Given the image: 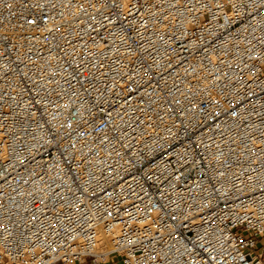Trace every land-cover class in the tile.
I'll list each match as a JSON object with an SVG mask.
<instances>
[{
  "label": "built area",
  "instance_id": "1",
  "mask_svg": "<svg viewBox=\"0 0 264 264\" xmlns=\"http://www.w3.org/2000/svg\"><path fill=\"white\" fill-rule=\"evenodd\" d=\"M263 242L264 0H0V264Z\"/></svg>",
  "mask_w": 264,
  "mask_h": 264
},
{
  "label": "bare ground",
  "instance_id": "2",
  "mask_svg": "<svg viewBox=\"0 0 264 264\" xmlns=\"http://www.w3.org/2000/svg\"><path fill=\"white\" fill-rule=\"evenodd\" d=\"M120 256V252H115V253H113V254H111V255H108V256H105V257H103L104 258V260H108L109 258H113V259H115V258H117V257H119Z\"/></svg>",
  "mask_w": 264,
  "mask_h": 264
},
{
  "label": "rangeland",
  "instance_id": "3",
  "mask_svg": "<svg viewBox=\"0 0 264 264\" xmlns=\"http://www.w3.org/2000/svg\"><path fill=\"white\" fill-rule=\"evenodd\" d=\"M263 243H264V242H263ZM118 258H119V257H117V258H115V259L118 261Z\"/></svg>",
  "mask_w": 264,
  "mask_h": 264
}]
</instances>
